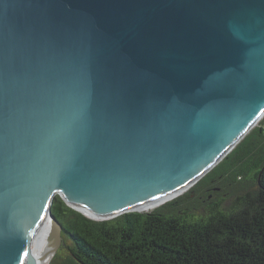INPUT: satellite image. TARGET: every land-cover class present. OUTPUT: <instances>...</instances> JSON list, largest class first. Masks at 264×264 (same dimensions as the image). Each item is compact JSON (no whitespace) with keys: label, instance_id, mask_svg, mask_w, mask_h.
Listing matches in <instances>:
<instances>
[{"label":"water","instance_id":"water-1","mask_svg":"<svg viewBox=\"0 0 264 264\" xmlns=\"http://www.w3.org/2000/svg\"><path fill=\"white\" fill-rule=\"evenodd\" d=\"M262 116L264 0H0V264L47 219L59 250L56 196L140 212Z\"/></svg>","mask_w":264,"mask_h":264},{"label":"trees","instance_id":"trees-1","mask_svg":"<svg viewBox=\"0 0 264 264\" xmlns=\"http://www.w3.org/2000/svg\"><path fill=\"white\" fill-rule=\"evenodd\" d=\"M263 139L264 128H259L188 194L152 211L97 221L56 196L52 213L70 245L65 260L51 262L264 264V155L255 160ZM231 158L238 169L227 177ZM248 183L252 191L246 190ZM234 189L238 196L228 208L224 203Z\"/></svg>","mask_w":264,"mask_h":264},{"label":"bare ground","instance_id":"bare-ground-1","mask_svg":"<svg viewBox=\"0 0 264 264\" xmlns=\"http://www.w3.org/2000/svg\"><path fill=\"white\" fill-rule=\"evenodd\" d=\"M197 180H199V178L198 179H195L193 181H190L187 184H184L182 186H179L177 188H174L173 190L167 192L166 194H164V195H162V196H160L158 198H155V199L150 200L148 202H145L143 204L136 205L134 207L136 208V210H138L140 212H142L143 210H149L151 208L153 209L158 204H161V203H163L165 201H168L169 199L174 198L175 196H177L178 194H180L181 192H183L185 189H187L191 185H193ZM70 204L71 205H74L72 202H70ZM118 213L119 212H115L113 214H110L109 216L110 217H114V216L117 217V215L119 216V215H121V214H123L125 212H122L120 214H118ZM87 215H89V217L94 218L96 220H102L103 218L109 217L107 215L105 216L104 214L102 216L96 215V213H94L92 211H90ZM49 230H50V221H49V219H47L46 222L44 223V228H43V231H42V233L40 235V238H39V241H38V246L36 248V251L39 254L38 264H50V262L53 260V258L55 257L56 253L58 252V251L56 252V249L58 247L57 244L48 235Z\"/></svg>","mask_w":264,"mask_h":264},{"label":"rangeland","instance_id":"rangeland-1","mask_svg":"<svg viewBox=\"0 0 264 264\" xmlns=\"http://www.w3.org/2000/svg\"><path fill=\"white\" fill-rule=\"evenodd\" d=\"M259 128H264V116H262L261 118H260V120L253 126V128L252 129H250L248 132H247V134L240 140L241 142L248 136V135H250V134H253L256 130H258ZM238 142L239 144L241 143V142ZM237 143V144H238ZM238 144V145H239ZM237 145V146H238ZM236 146V147H237ZM235 147V148H236ZM235 148H233L229 153H227V155L225 156V157H223L219 162H218V164L216 165V166H214L211 170H209L204 176H202L199 180H197L193 185H191L189 188H187V189H185L183 192H181L180 194H178L177 196H175L174 198H172V199H169L168 201H165V202H163V203H161V204H158L156 207H154L153 209H157V208H159L161 205H163L164 203H168V202H171V201H174V200H176V199H178V198H180V197H182V196H185L186 194H188L193 188H195L196 186H198L199 184H200V182L203 180V179H205L207 176H209V174H211L213 171H214V169L215 168H217L218 167V165L224 160V159H226L227 157H228V155L230 154V153H232V151L235 149ZM264 155V139L262 140V142L259 144V148H258V151H257V157H256V159L255 160H258V159H260L262 156ZM228 167L229 168H232L231 170H230V172H229V174H227V177L229 176V175H235L236 174V172H237V169H238V167H235V164H234V160L231 158V159H229V161H228ZM252 174H254L253 172H251ZM249 176H252L251 174L249 175ZM247 189V191H252L254 188H253V186L250 184V183H248V186L246 187ZM236 190L237 189H234V190H231L230 192H229V198H228V200L224 203V206H226V207H231V206H233V204H234V202L236 201V198H237V196H238V192H236ZM159 206V207H158ZM152 208L151 209H149L150 211H152L153 210ZM149 210H143V211H149ZM69 245H70V242H69V240L67 239V238H64L63 237V240H62V243H61V246H60V248H59V250H58V252L56 253V255H55V257L58 259V263H61L63 260H65L68 256H69V250H68V247H69ZM54 257V258H55ZM53 258V259H54ZM52 262H53V260H52ZM52 262H50L51 264H53Z\"/></svg>","mask_w":264,"mask_h":264}]
</instances>
